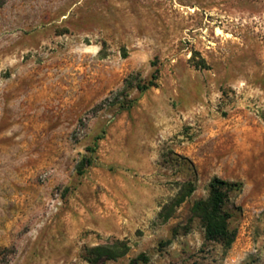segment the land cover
I'll return each mask as SVG.
<instances>
[{
	"label": "rangeland",
	"instance_id": "obj_1",
	"mask_svg": "<svg viewBox=\"0 0 264 264\" xmlns=\"http://www.w3.org/2000/svg\"><path fill=\"white\" fill-rule=\"evenodd\" d=\"M263 114L264 0H3L0 264H264Z\"/></svg>",
	"mask_w": 264,
	"mask_h": 264
},
{
	"label": "trees",
	"instance_id": "obj_2",
	"mask_svg": "<svg viewBox=\"0 0 264 264\" xmlns=\"http://www.w3.org/2000/svg\"><path fill=\"white\" fill-rule=\"evenodd\" d=\"M3 0H0V4ZM153 85V81L150 80L147 84H143L140 87L141 90ZM264 118V114L262 115ZM86 164L91 162L90 159L86 160ZM82 171L81 164H79L78 172ZM234 183L226 180L213 177L209 182V190L206 198L197 199L193 201L190 211L198 217L204 231V238L206 240L216 241L221 243L224 247H229L235 237V230L229 228L230 214L224 208V205L229 197V192L233 189ZM193 187L187 185L185 190L182 191L175 202L179 203L187 195L191 193ZM128 250V245L123 240H114L107 245H96L91 248V251L97 256L102 254L108 258H116L124 255Z\"/></svg>",
	"mask_w": 264,
	"mask_h": 264
},
{
	"label": "bare ground",
	"instance_id": "obj_3",
	"mask_svg": "<svg viewBox=\"0 0 264 264\" xmlns=\"http://www.w3.org/2000/svg\"><path fill=\"white\" fill-rule=\"evenodd\" d=\"M220 32V31H219Z\"/></svg>",
	"mask_w": 264,
	"mask_h": 264
}]
</instances>
